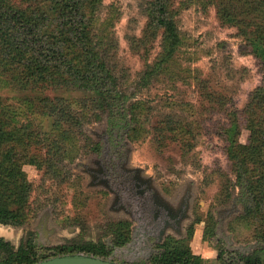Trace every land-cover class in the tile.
Listing matches in <instances>:
<instances>
[{
  "label": "rangeland",
  "instance_id": "obj_1",
  "mask_svg": "<svg viewBox=\"0 0 264 264\" xmlns=\"http://www.w3.org/2000/svg\"><path fill=\"white\" fill-rule=\"evenodd\" d=\"M10 2L47 9L54 0ZM150 2L83 0L95 56L117 81L115 93L123 94L105 111L103 96L93 88L63 79L24 86L10 65L0 69V208L24 210L27 219L21 226L0 224L18 230L20 237L0 235L14 238L18 251L37 216L51 208L61 235L75 229L69 238H75L76 253L154 264L152 258L163 250L152 234L159 223L139 209L138 232L131 233L130 223L109 211L106 194L87 187L74 168L95 144L107 159L115 157V144L101 146L92 139L109 120L113 135L128 138L132 162L156 176L159 186L177 194L187 183L194 185L192 218L183 238L170 240V250H189L191 264H264V156L245 150L241 184L223 138L233 110L244 109L264 85V65L239 28L222 19L230 0H170L181 41L164 61L168 43L163 29L150 22ZM67 52L85 66L77 44ZM150 69L155 73L142 85ZM256 118L264 141V102ZM243 124L240 142L246 144L252 132ZM65 238L49 245L36 232L33 249L42 259ZM83 246L95 251H81ZM68 250L65 254H71Z\"/></svg>",
  "mask_w": 264,
  "mask_h": 264
},
{
  "label": "trees",
  "instance_id": "obj_2",
  "mask_svg": "<svg viewBox=\"0 0 264 264\" xmlns=\"http://www.w3.org/2000/svg\"><path fill=\"white\" fill-rule=\"evenodd\" d=\"M230 1L231 7L221 11L222 19L239 28L246 44L264 65V0ZM169 4L170 0L150 2V22L157 28L163 29L168 43L169 50L163 58L164 61L175 52L181 41ZM83 7V0H54L53 5L47 9L19 8L10 0H0V69L4 70L5 66L10 65L19 72L20 78H17L24 86L40 81L47 85L55 84L58 79H63L71 84L93 88L103 96L102 111H105L113 105L114 100L122 98L123 94L118 93L119 91L115 93L117 81L106 64L95 56L90 44V26L82 12ZM73 44H77L78 51L86 57L87 62L84 67L75 63L74 57L67 52L69 46ZM145 73L142 85L147 84L146 82L154 75L155 69ZM263 86L251 94L244 109L233 110L230 114V122L224 128L226 151L234 160L238 182L241 184L244 183L242 155L245 150H249L253 155L264 156V141L255 128L256 109L264 102ZM243 123L252 132L246 144L240 142ZM246 188L250 189L248 185ZM26 220L24 210L0 208L2 224L20 226L25 224ZM34 239L33 236H29L26 246L23 247L22 242V247L18 251H15L14 246L9 243L0 242V254L5 253V257L0 258V264H36L44 259L63 255L68 249L71 254H76L74 248L60 246L58 250H53L50 255H42L40 259L33 249ZM170 240L172 238L166 239L160 245L163 250L152 258L154 264H191L189 250L179 247L170 250ZM80 250L95 251L92 247L86 246L80 247ZM101 254L99 252L93 255L104 256Z\"/></svg>",
  "mask_w": 264,
  "mask_h": 264
},
{
  "label": "flooded vegetation",
  "instance_id": "obj_3",
  "mask_svg": "<svg viewBox=\"0 0 264 264\" xmlns=\"http://www.w3.org/2000/svg\"><path fill=\"white\" fill-rule=\"evenodd\" d=\"M92 139L100 142L101 146H108L110 144H115L114 154L115 157L107 159L106 151L103 149L99 150L98 144L93 151L87 155L82 160H79L75 169H77L82 175H84V184L89 186H100V187H110L114 190L112 193L109 189L98 188L97 191H102L107 196V206L111 201H115V207L120 208L123 205L129 213H125L123 210L117 212L118 221H127L129 222V229L131 233L138 232L136 230V214L141 213L148 214L152 221L159 223V230L154 234L155 238H158L160 235V229L164 224V218L167 217L168 210L161 199V194L168 196L169 198H174L176 194L174 191H167L166 188L158 185L156 176L148 174L145 168L140 169L136 164L132 162V151L130 145L126 142L125 133L120 135H113V126L110 125L109 120H105L103 123V128L101 131H95L93 133ZM125 136V137H124ZM112 154V155H114ZM160 197V198H159ZM135 201H139L138 205L134 206ZM225 210V208H224ZM41 214V213H40ZM40 216V215H39ZM35 221V225L40 226L43 229L44 222H38V217ZM138 217H143L139 216ZM0 224H2L0 222ZM9 225V224H2ZM13 226V225H12ZM21 226V225H20ZM30 229L27 231L26 236L28 239L29 236L35 238L36 232L38 235L42 236V232L37 229ZM61 228V227H60ZM73 229V231H72ZM68 227L67 234L61 235L59 233H51L49 231L47 239L49 240V245L56 239L62 240L64 237L65 242L57 244L52 247H74L76 244L74 241L75 238L70 239L69 235H73L74 228ZM188 235V233H187ZM64 236V237H63ZM168 238L179 239L175 235H166L162 242H158L156 239V246L163 244V242ZM180 238H183L182 236ZM11 239V238H10ZM8 239L6 236L0 235V242L9 243L10 245L15 246L13 239ZM22 240V238L20 239ZM54 250V249H53ZM5 253L0 254V258H4Z\"/></svg>",
  "mask_w": 264,
  "mask_h": 264
},
{
  "label": "water",
  "instance_id": "obj_4",
  "mask_svg": "<svg viewBox=\"0 0 264 264\" xmlns=\"http://www.w3.org/2000/svg\"><path fill=\"white\" fill-rule=\"evenodd\" d=\"M95 132V131H94ZM93 132V133H94ZM131 151L132 147H131ZM137 165V164H136ZM140 169L144 168L142 165H137ZM182 189V191L177 193L174 198H169L168 196L161 194V199L163 200V203L165 204L166 209L168 210L167 217L164 218V224L162 225L160 229V235L158 236V242H162L166 235L172 233L176 237L180 238L181 236H184L186 233V225L189 220L192 218V203H193V196H194V185L191 183H187ZM87 187L89 188H104L109 189L112 193L114 190L108 186L106 187H98V186H89L87 184ZM160 198V197H159ZM116 202L113 200L109 203V211L116 212L120 209V211H124L126 214L129 213L126 208L121 205L120 208L115 207ZM52 209L47 208L44 209L40 216L38 217V222L42 223L44 222L43 229L40 226L33 225L32 229H37L41 232V230H44L42 232V237L45 239L48 236L49 231L53 234L59 233L60 234V228L56 225L52 224ZM222 224H224L222 222ZM8 227V225H6ZM72 229V228H71ZM222 230L225 232L224 228L222 227ZM6 231V232H5ZM12 233V236L14 238L20 237V234L18 233V230L13 231L11 228H6L5 230L0 228V233ZM226 233V232H225ZM5 235V234H4ZM7 236V235H6ZM231 241L230 234L227 235ZM13 238V241H14ZM36 264H123L118 263L116 261H113L111 259H105L100 256L95 255H87L84 253H76V254H63V255H57L48 259H44L42 261L37 262ZM128 264V263H124Z\"/></svg>",
  "mask_w": 264,
  "mask_h": 264
}]
</instances>
